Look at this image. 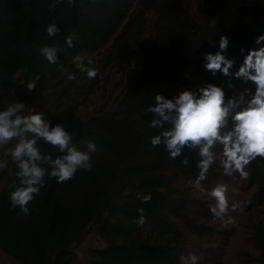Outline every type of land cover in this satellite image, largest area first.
<instances>
[{"label":"trees","instance_id":"16d2710c","mask_svg":"<svg viewBox=\"0 0 264 264\" xmlns=\"http://www.w3.org/2000/svg\"><path fill=\"white\" fill-rule=\"evenodd\" d=\"M49 2L0 0V109L12 102L7 88L16 87L17 99L29 107L48 103L47 119L62 123L74 140L97 142L101 151L92 171H78L64 184L48 180L28 214L10 204L15 165L9 158L0 186V249L21 264H181L189 253L200 257L199 264H264V158L247 167L246 180L210 168L206 189L224 183L230 201H250L230 211L235 223H226L211 213L214 201L189 183L199 156L186 149V167L182 157L171 159L163 145L153 146L159 130L148 127L152 114L144 113L157 93L171 98L184 87L214 83L230 97L252 87L205 71L202 53L219 51L225 35L224 55L235 61L230 71L237 70L249 49L264 45L254 42L264 33V0L239 9L250 11L249 20L224 14L230 0H61L51 12ZM52 21L61 31L49 37ZM72 31L79 38L69 48L64 36ZM45 45L59 48L61 63L72 71L74 55L92 57L97 77L77 73L76 82L68 81L40 55ZM118 72L122 89L110 104L95 105ZM17 75L38 76L36 89L17 87ZM141 208L143 226L136 223ZM92 232L97 244L87 246L81 263L73 248Z\"/></svg>","mask_w":264,"mask_h":264},{"label":"clouds","instance_id":"9594fccd","mask_svg":"<svg viewBox=\"0 0 264 264\" xmlns=\"http://www.w3.org/2000/svg\"><path fill=\"white\" fill-rule=\"evenodd\" d=\"M60 2L50 0L48 10L54 11ZM60 31L55 21L46 26L49 37ZM78 38V33L72 31L64 36V43L71 48ZM262 41L264 33L254 42L261 45ZM209 44L215 46L211 39ZM228 44L227 36L221 35L219 51L202 53L204 70L213 76L220 73L239 79L246 85L251 82L252 87H245L230 97L226 96L223 86L214 83L184 87L171 98L157 93L154 103L145 108L144 113L152 114L148 127L159 130L151 137L153 146L163 145L171 159L182 157L181 163L186 167L190 165L186 149L199 156L198 174L189 183L214 201L210 211L216 218L234 224L235 219L228 213L242 209L250 201H230L227 184L220 183L209 190L202 182L213 165H218L225 176L239 174L246 180L249 176L247 167L258 157L264 158V45L249 49L237 70L231 72L235 61L224 55ZM38 51L68 81L76 82L77 73L84 74L89 80L98 75L92 57L74 55L71 63L76 71H72L61 63L59 48L45 45ZM12 79L17 87L30 92L36 89L39 77L22 79L17 75ZM227 87L235 86L229 80ZM7 94L13 99L0 109V156L9 157L15 165L13 179L8 185L10 204L20 213L28 214L29 205L47 186L48 180L55 179L64 184L78 171H92L94 157L101 151V146L91 139L74 140V134L62 123L53 124L43 112L36 111L34 105L29 107L17 99L16 87L9 86ZM7 167L8 159L0 158V171ZM138 198L145 203L151 200L148 194H138ZM143 211V208L139 209L136 221L139 226L146 223ZM180 259L181 264H199L200 261V257L192 253Z\"/></svg>","mask_w":264,"mask_h":264},{"label":"rangeland","instance_id":"374dc122","mask_svg":"<svg viewBox=\"0 0 264 264\" xmlns=\"http://www.w3.org/2000/svg\"><path fill=\"white\" fill-rule=\"evenodd\" d=\"M251 3H253V0H230L228 4L230 7H227L225 9L224 14L226 15L227 12H230V15H233L234 17H236V19L239 16H242L244 20H249L250 11L245 10V9H242V10H239V9L243 7V5L248 6ZM122 84H123V80L121 78L120 73L118 72L116 74H113L107 87L105 89H102L100 93L97 95V97L95 98L94 104L95 105L96 103L101 104V105L110 104L114 95L117 94L122 89ZM111 92H113V94L110 97ZM92 106L93 104L90 105L88 108H91ZM35 110L39 112H43L45 114V117H47V115L50 113L49 108H48V103H45V102L41 103L40 105L35 106ZM0 158L9 159V157H6V156H0ZM11 165H12V162H11ZM11 165L8 166L5 170L0 171L3 174V176L0 178V186L5 181L7 172L8 170H10ZM90 244H97L96 238L94 237L93 232L85 239L84 242H82L80 245L75 246L73 248L74 253L77 255L81 263L85 261V250L87 246ZM0 264H21V263L9 257L7 254H5L0 249Z\"/></svg>","mask_w":264,"mask_h":264}]
</instances>
